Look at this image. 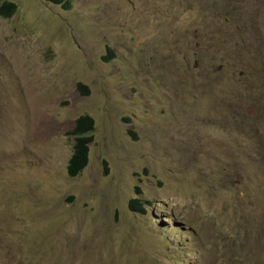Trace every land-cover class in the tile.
<instances>
[{
	"label": "rangeland",
	"instance_id": "374dc122",
	"mask_svg": "<svg viewBox=\"0 0 264 264\" xmlns=\"http://www.w3.org/2000/svg\"><path fill=\"white\" fill-rule=\"evenodd\" d=\"M9 1L0 264H264V0Z\"/></svg>",
	"mask_w": 264,
	"mask_h": 264
},
{
	"label": "trees",
	"instance_id": "16d2710c",
	"mask_svg": "<svg viewBox=\"0 0 264 264\" xmlns=\"http://www.w3.org/2000/svg\"><path fill=\"white\" fill-rule=\"evenodd\" d=\"M53 5L61 6L64 10L72 9L71 0H45ZM17 12V5L9 0H0V17L9 19ZM107 60L106 57L103 58ZM78 91L88 95V87L82 83L77 84ZM95 122L89 115H81L74 122V128L68 133L73 140L71 155L67 162V175L71 178L78 176L89 162V145L93 142ZM138 191V190H137ZM139 193V192H138ZM148 205L147 202H145ZM130 211L144 213V203L139 198L129 201Z\"/></svg>",
	"mask_w": 264,
	"mask_h": 264
}]
</instances>
